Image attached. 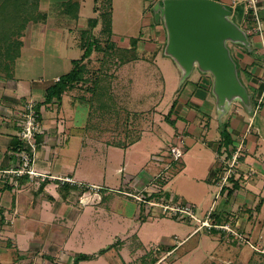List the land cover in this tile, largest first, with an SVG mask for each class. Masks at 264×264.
<instances>
[{
  "label": "rangeland",
  "instance_id": "obj_1",
  "mask_svg": "<svg viewBox=\"0 0 264 264\" xmlns=\"http://www.w3.org/2000/svg\"><path fill=\"white\" fill-rule=\"evenodd\" d=\"M23 1L0 0V4L7 6L4 7L7 20L14 22L21 18L33 19L38 15L34 1H30V5ZM115 1L116 19L119 20L120 26L116 22L111 39L131 47V39L138 38L137 44L133 45L138 48L141 37L148 38L152 33L150 26L143 24L146 20L144 6L149 7L151 3L149 0ZM20 3L23 6H20ZM60 9L61 6H57L52 11L58 16ZM92 15L93 11L86 8L82 21L87 22L88 17ZM233 18L240 21L238 15ZM98 20L101 24H86L84 29L90 30L92 35L88 34L86 38L88 36L99 41L97 48L85 60L87 71L90 72L87 73L89 81L85 86L73 90L72 98L65 97L63 105L69 123V160L73 161L79 150L80 153L84 151L86 156L82 159L86 162L91 156L87 168L92 170L94 178L96 177L90 184H82L84 194H87L90 202L94 201L90 194L96 192L101 199L105 198L103 205L94 206L100 207L97 215L100 225L103 224L92 234L94 237L90 238L89 242L92 243L100 237L99 249H107L112 245L111 251H114L125 241L122 255L126 260H130L123 264H264V233L260 234L259 225L254 232L250 229L253 226L251 223L246 231L239 230L236 226L238 212L233 215L227 212V207H218L219 205L218 210L214 207L210 209L219 190L215 183H224L229 180L230 174L232 175V172L227 170L224 174L216 176L220 180L216 179L215 183L211 179L214 164L217 163V150L213 145L223 142L219 122L214 120L199 141L187 146L181 159L175 160L171 152L174 146H182L178 138L183 136L171 120L178 116L176 112L181 110V98L189 92L203 90L199 86V75L196 74L194 80H187L179 87V81L175 77V65L163 53L159 58L162 70L160 66H156L158 64L143 60L138 50L129 52L127 57L137 54V60L140 61L130 60L133 63H123L121 51L108 46V34L103 30L105 17L98 15ZM82 31L70 34L66 48L63 46L65 33L36 32L34 41L38 47H33L29 54H23L22 57L19 53L11 65L16 68L18 76L33 79L40 77L44 71L61 72V62L51 63V60L52 54H57L62 46L63 56L68 57V73L74 67L73 60L81 58L84 54L82 45L85 44V39L83 42ZM24 36L25 31H19L16 38L21 41L19 49L23 46ZM16 40L14 38V41ZM44 40L47 45L40 48ZM51 43L56 47H52ZM14 48L13 53L11 51L13 55L16 54L17 46ZM1 60L6 61L7 57L3 56ZM98 71L103 75L99 77L98 90L104 93V106H101L97 93L94 94L90 90L94 87ZM75 94L83 97L77 98V103L73 106L71 103L76 101ZM38 100L32 99L24 103L26 105L21 112L24 113L29 106L36 108L40 103ZM54 109L55 106L51 111ZM39 111L42 132L44 125L41 107ZM188 111V106L181 110V120L189 117ZM19 114L22 117L21 113ZM87 125L89 127L82 128ZM98 138L112 147L98 145ZM82 140L86 142L83 150ZM122 145L127 146L128 152L124 147H120ZM93 156L96 158L93 159ZM226 176L228 180L225 181ZM37 179H41L40 176H36L35 181ZM94 183L98 184V187L92 185ZM165 205L176 208L188 205L196 212L198 219L165 213ZM224 209L226 211H222ZM212 211H215V217L220 215V222L214 218L210 219ZM263 218L264 214L261 216V219ZM124 220H127L126 224H123ZM207 220L213 224L223 223L230 230L212 233L211 229L204 226ZM153 257L156 258L154 262ZM101 262L106 264L104 259Z\"/></svg>",
  "mask_w": 264,
  "mask_h": 264
},
{
  "label": "crops",
  "instance_id": "obj_2",
  "mask_svg": "<svg viewBox=\"0 0 264 264\" xmlns=\"http://www.w3.org/2000/svg\"><path fill=\"white\" fill-rule=\"evenodd\" d=\"M30 1L36 3L38 15H35L33 19H27L23 29L25 36L20 49V57L23 54H29V50H32L33 47H38L34 37L35 33L39 31L65 33L63 46L66 48L70 34L74 31L84 30L90 19L96 18L98 15L101 16L108 4L107 0H72L73 3H77V7L70 5L69 0H29L27 4L30 5ZM159 1L162 0H149L151 3L149 7L144 6L146 20L143 24L150 26L152 33L148 38L143 37L142 39L141 37L137 48V52L142 54L143 60L151 61L150 63L154 65L158 64L156 65L158 68L161 53L166 56L164 54L166 31L162 23L155 21L153 12L154 5ZM218 1L232 9V0ZM115 2V0H110L112 37L116 22L120 26L119 20L116 19ZM240 2L238 5L240 21H237L241 23L244 20V25L250 29L248 35L251 47L248 49L242 45H233L232 54L237 62L240 78L250 94L251 105L235 103L220 122L215 98L212 95V76L195 71L188 80H194L193 78H196V74H198L199 86L203 90L189 92L184 98H181L183 101L182 107L180 106L181 110L183 111L185 106L189 108L188 118L186 116L185 120H181L182 112L180 110L176 112L178 116L172 117V120L175 121V126L180 129L183 135L178 138V141L182 143L183 150L187 146L193 145L195 141H199L203 133L210 129L214 120H217L219 125L227 123L231 144L228 149L222 142L213 145V148L215 147L217 150V163L214 164L213 172L221 168L225 171L229 170L232 157L238 149L240 158L228 181L215 183L216 173H212L211 179L219 186V190L210 209L214 207L215 210H218L217 206L219 205L218 207H227V212L233 215L236 214L234 212H238L236 226L239 230L246 231L251 223L253 226L250 229L254 232L259 225L261 234L264 233V218L261 219L264 214V0H258L257 3L261 30L254 29L257 23L253 12L249 15L243 12L246 0ZM57 6H61L58 12L59 17L52 11ZM86 8L92 10L93 15L88 17L87 22H83ZM122 12L120 11V13ZM124 14H122L123 17H125ZM113 41L119 48L125 50L129 48L125 43L115 39ZM42 43L40 48L46 47V40ZM122 44L124 46H121ZM51 46L56 47L53 43ZM64 47L60 46V51L57 54L53 53L51 60V63L61 62L60 65L63 66L61 72L44 71L40 77L33 79L18 76L16 68L13 66L10 75L0 71V264H102L101 260L103 259L106 264H123L130 260H126L122 255L125 241L116 247L117 250H114L117 252L116 254L111 251L112 247L107 248L108 250L99 249L100 237L90 243V238L94 237L92 234L103 224L100 225V218L97 215L100 207L95 208L94 206L103 205L105 198L101 199V196L96 192L93 195L90 194L94 200L90 202L87 194H84L85 190L82 189V184L88 185L91 181L96 180L93 171H89L87 168L91 156L88 161L84 162L82 157L86 155L84 151L80 153L79 150L72 159L73 161L69 160L71 153L69 151L70 138L67 133L69 123L63 105L65 97L72 98L73 91H67L60 104L50 102L43 103L41 106L44 126L42 132L37 136L36 159L33 167L36 171L45 173L48 176L47 179L35 181V179L31 180L28 175L17 177L15 174L7 172L20 164V148L28 147V144L20 137L21 120L23 119L21 111L26 105L24 103L32 99H39L38 101L42 103L47 90L69 69L68 57L63 56L62 49ZM166 58L175 65V77L180 83V70L170 57L166 56ZM129 63H133V61H129ZM161 68L160 66V70H162ZM78 96L80 95L75 94L76 101H72L71 105L74 106L77 103V98H80ZM53 106L56 110L51 111ZM96 124L99 127L97 122ZM87 127L89 126H82V128ZM101 138L97 140L98 145L112 147ZM92 141L94 140L92 139ZM85 145L86 142L82 140V150ZM120 147H124L123 149L128 152L127 146ZM94 158L96 157L93 156ZM60 160L62 161L60 162ZM57 177H70L74 179L75 183L63 185ZM92 185L98 187V184ZM231 190H233L232 193ZM194 206L196 205L194 204ZM126 223L127 220H124L123 224ZM210 232L219 233L215 230H210ZM114 235L117 236L116 233ZM102 250L106 251L101 254ZM81 254L94 257L90 260L77 262V257Z\"/></svg>",
  "mask_w": 264,
  "mask_h": 264
},
{
  "label": "water",
  "instance_id": "obj_3",
  "mask_svg": "<svg viewBox=\"0 0 264 264\" xmlns=\"http://www.w3.org/2000/svg\"><path fill=\"white\" fill-rule=\"evenodd\" d=\"M153 12L166 31L164 54L180 70V87L195 71L211 75L220 122L235 103L251 105L232 54L233 45L250 49L251 42L232 9L218 0H162Z\"/></svg>",
  "mask_w": 264,
  "mask_h": 264
},
{
  "label": "trees",
  "instance_id": "obj_4",
  "mask_svg": "<svg viewBox=\"0 0 264 264\" xmlns=\"http://www.w3.org/2000/svg\"><path fill=\"white\" fill-rule=\"evenodd\" d=\"M23 1V0H21ZM108 4L107 6H105V9L103 11V13H101L102 17H105V26L103 28L104 32H106L108 34V46H110L111 48H115L116 50L118 49L119 52L121 51L122 56L121 59L123 60V63L129 62L130 60H137L139 57V55L135 54L134 56L128 58L127 54H129V52H136L137 48L136 46H133L134 44H137L138 38H132V46L129 47L128 49H123V48H119L117 47L116 43L111 39L113 31H112V19H111V3L110 0H107ZM28 2V0L23 1ZM68 3L71 5H74L77 7V3L76 2H72V0H69ZM22 3H20V6ZM7 7L6 5L0 4V71L2 72H6L7 74H11V69H12V65L11 62H13L14 58L20 53V49L18 48L19 45H21V41L19 39L16 40L19 31H24V27L27 23V19L28 18H21L17 21H11V20H7V18L4 16V11L5 8ZM14 11H16L17 9H13ZM240 14V13H239ZM10 15V14H9ZM99 20L98 17L96 18H92L89 21V24H92L93 26L98 25ZM15 33H17V35L15 36ZM92 36L90 34V30H84L82 31V39L84 42L85 39V44L83 43L82 47L84 48V54L81 58L79 59H74L73 60V64L74 67L68 72L65 73L63 75L60 76L59 80L52 86L50 87L46 94H45V100L42 103H38L36 106V110L40 115V107L43 103H61L62 99H63V95L67 92V91H73L75 89H78L81 86H85L86 83H88L89 81V77H87V73H90L89 71H87V66L85 63V60L87 58H89L91 56V54L93 53V51L95 50V48H97L98 44V39H90V37L87 36V38L85 37L86 35ZM14 38L16 41H14ZM13 39V40H12ZM88 41V42H87ZM16 43V44H15ZM15 45L17 46V51L16 54H12L13 53V48L15 47ZM16 49V48H14ZM19 49V50H18ZM131 49V51H130ZM132 49H135V51H133ZM12 51V53H11ZM6 56L7 60L2 62L1 57ZM96 78L94 80V87L90 88L91 91H93V93H97L98 98L100 99V104L101 106H104L106 103H104V98H103V91L102 90H98V87L100 88V84H99V77L103 76L101 74L100 71L96 72ZM83 96H81L80 98H82ZM174 107V106H173ZM173 110V109H172ZM172 124H175L174 120H171ZM227 123H223L221 125V133H222V139L223 142L222 144L226 146V148L228 149L231 144V137L229 132L227 131ZM25 148H29V147H22L20 148V150H23ZM230 152V150H228ZM223 171V173H221ZM226 171L221 168L220 170L216 169L214 170L213 174L216 173V176H218L219 174H224ZM221 176V175H220ZM231 178V177H230ZM229 178V179H230ZM216 179H218L216 177ZM220 180V179H218ZM68 184L69 183H65ZM63 184V185H65ZM85 190V189H84ZM233 192V190H231V193ZM220 215H217L215 217V213L212 211L210 214V219L214 220V219H219ZM214 218V219H213ZM222 218V217H221ZM219 221V220H218ZM214 222V221H213ZM220 222V221H219ZM215 225H225L223 223H214ZM212 231H219L218 229L212 228ZM233 233V230L230 231ZM236 234V233H234ZM112 246H110L108 249H110ZM106 249V250H108ZM106 250H102L100 251L101 254H103ZM94 256L93 255H87V254H81L77 257V262L79 261H83V260H90L92 259ZM152 260V259H151ZM153 262L156 261V258L153 257ZM130 264V263H129Z\"/></svg>",
  "mask_w": 264,
  "mask_h": 264
},
{
  "label": "built area",
  "instance_id": "obj_5",
  "mask_svg": "<svg viewBox=\"0 0 264 264\" xmlns=\"http://www.w3.org/2000/svg\"><path fill=\"white\" fill-rule=\"evenodd\" d=\"M240 1L241 0H232L231 5H232L233 17L237 15L239 16L238 5L241 3ZM257 3H258V0H246V2L244 3L243 12L246 15H249L251 12H253L254 17L256 19L255 22L257 23L254 29L261 30L262 27H261V21L259 19ZM244 24H245L244 20H242L240 25L248 33L250 29ZM39 116L40 115L37 112L35 106H29L28 109L23 113V119L21 120L22 122H21L20 137L28 144L29 148L20 150L19 152L20 164L16 168L7 170V172L15 174L17 177H20L22 175H28L31 178V180H34L36 176H40L41 180L44 181L47 179L48 176L45 173H41L33 169L34 162L36 159V156H35V151L37 147L36 140H37L38 134L41 133L40 131L41 125L39 122ZM239 151L240 150L238 149L232 157L229 173L232 172L233 168L236 166V164L239 161V158H240ZM171 152L175 160L181 159L182 156L184 155L183 147L178 146V145L174 146L171 149ZM57 179L60 180L62 184H65V183L74 184L75 183L74 180L70 177H57ZM224 180L225 181L228 180V177L226 176ZM163 208H164L163 212L165 213L174 214L180 217L189 216L192 219H198L196 216L197 215L196 212L188 205L177 206V208L171 205H165ZM204 224H205L204 226L208 229L215 228L218 230H230V228L227 225H215L213 223H210L209 220H207Z\"/></svg>",
  "mask_w": 264,
  "mask_h": 264
}]
</instances>
